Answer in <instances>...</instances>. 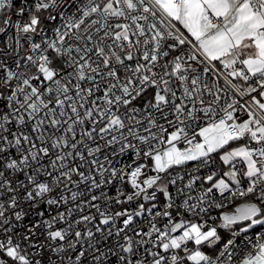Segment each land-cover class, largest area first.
Returning <instances> with one entry per match:
<instances>
[{"label": "snow or ice", "instance_id": "obj_1", "mask_svg": "<svg viewBox=\"0 0 264 264\" xmlns=\"http://www.w3.org/2000/svg\"><path fill=\"white\" fill-rule=\"evenodd\" d=\"M63 4L0 0V264L230 262L264 227V0H86L75 18ZM188 162L187 183L170 174ZM214 190L256 202L216 226ZM253 249L240 264H264V234Z\"/></svg>", "mask_w": 264, "mask_h": 264}, {"label": "built area", "instance_id": "obj_2", "mask_svg": "<svg viewBox=\"0 0 264 264\" xmlns=\"http://www.w3.org/2000/svg\"><path fill=\"white\" fill-rule=\"evenodd\" d=\"M84 3H86V0H64V4H63V14L64 17H68V18H75L78 12V9L82 8L84 6ZM64 22L63 17L58 18V20L56 21L57 25H60L61 23ZM167 23V21H165ZM176 24V27L179 28L182 32H184L186 35V31L183 30L176 22H173ZM75 31V30H73ZM133 39H135L133 37ZM222 83V81H221ZM206 96V100L210 101L211 97L207 96V94H205ZM231 97L230 96H226L224 97V100L227 101L228 103H231ZM237 99H240L241 103H244L245 100L243 98L237 97ZM238 116H240L243 119L247 118L246 113H244L243 111H241L239 108L237 110L236 113ZM203 115V114H201ZM209 121L207 119H200L198 121L195 122V125H198L199 127H203L205 126ZM195 131H198V127L194 126ZM191 134V133H190ZM255 144V142H250V146H253ZM187 145L180 143L178 144V147H186ZM258 146V145H256ZM127 159V157H121V163H123L125 160ZM214 159H215V163L211 164L208 166V168H201L199 171V175L200 176H204L209 174V170H216L218 169L221 165H220V161L218 159V156H216L214 154ZM257 159H259L257 157ZM195 167V163L194 162H188L186 165H181V166H174L171 170H170V174L175 177L177 174H180L182 176H185V180L184 183H187V177L189 174H195L193 173V169ZM238 169L239 171L242 173L244 171V166L242 164H238ZM226 170V168H225ZM247 178H243L242 180H244L245 182H243L241 184V189H246L247 188V182H246ZM200 186H201V182H197V184L194 186V190L192 191V195L193 196H197L199 195L200 192ZM208 186V185H205ZM179 187V185L176 186H172L170 185V191L173 195V197H176V188ZM233 187H235L233 185ZM110 192H114L115 190L113 188H109L108 189ZM212 198L215 199L216 202L221 203L222 206L220 208H216V207H212L211 211L207 214V216H205V219L209 220V224H212L214 222V224L216 226H219V224L221 223V220L219 219V217L222 214H228V212L231 211V209L233 208V206H235V201L236 200H241L239 203H244V202H251V203H255L256 202V198L252 197L251 194H249L248 196L245 197H241L239 195L233 197L231 195V193H226L224 196H222L218 191L214 190V193L212 194ZM161 200H163V197L161 196ZM181 203L179 198H176V204L177 206H179V204ZM238 203V204H239ZM132 207L134 208L135 205H132ZM162 207V205L160 206ZM120 210V206L118 205H112V211H117ZM171 215L173 217H176V213H177V208H173L169 210ZM180 211H183L182 209H180ZM184 218H188V219H193L194 222H200L199 218H192L189 214L185 213V217ZM210 218H215V220L213 221ZM148 219V217H140L137 218V224H141V223H145L146 220ZM168 217H159V226L163 227L164 224H166L168 222ZM248 222L247 221H238V224L240 226H245ZM233 228L236 229L237 231H239V229L237 228L236 225H233ZM218 231H220L223 235H225V237H230L231 233L226 230V229H220L218 228ZM259 234H264V227L260 226V225H256L253 226L252 229H249L246 233H240L234 240V243L232 246H230L229 248V252L232 254V259L229 262L228 261V257L225 256V261L226 264H237L238 262H240L249 252H252L253 249V245L257 242L258 239V235ZM194 247V245L192 243H189V248ZM223 245L219 244L212 246L211 248L208 245L203 246V248H201L202 251H204L207 255L212 256L213 258H215L216 255H218L219 251L222 249ZM189 264H191V262H189Z\"/></svg>", "mask_w": 264, "mask_h": 264}, {"label": "rangeland", "instance_id": "obj_3", "mask_svg": "<svg viewBox=\"0 0 264 264\" xmlns=\"http://www.w3.org/2000/svg\"><path fill=\"white\" fill-rule=\"evenodd\" d=\"M178 25H179V23L178 22H176ZM182 29H183V26L182 25H179ZM183 30H185V29H183ZM186 31V30H185ZM250 142L251 141H248V140H241L239 143L240 144H244V143H247V144H250ZM232 146L233 147H235V146H239L237 143L236 144H233V142H232ZM250 146V145H249ZM226 180H227V178H225ZM249 203H251V202H244V203H239V204H235V206H233V208L231 209V211L230 212H228V214H235L236 213V210L238 209V208H240L241 206H243V205H246V204H249Z\"/></svg>", "mask_w": 264, "mask_h": 264}, {"label": "trees", "instance_id": "obj_4", "mask_svg": "<svg viewBox=\"0 0 264 264\" xmlns=\"http://www.w3.org/2000/svg\"><path fill=\"white\" fill-rule=\"evenodd\" d=\"M233 144H236V142H233ZM240 201H241V200H239V199L236 200V201H235V204H238Z\"/></svg>", "mask_w": 264, "mask_h": 264}, {"label": "crops", "instance_id": "obj_5", "mask_svg": "<svg viewBox=\"0 0 264 264\" xmlns=\"http://www.w3.org/2000/svg\"><path fill=\"white\" fill-rule=\"evenodd\" d=\"M237 264H240V262H238Z\"/></svg>", "mask_w": 264, "mask_h": 264}]
</instances>
